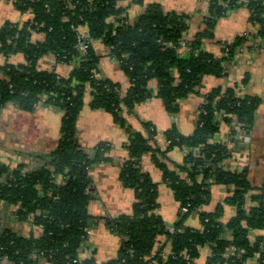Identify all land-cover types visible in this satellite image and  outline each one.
Listing matches in <instances>:
<instances>
[{"label":"trees","instance_id":"1","mask_svg":"<svg viewBox=\"0 0 264 264\" xmlns=\"http://www.w3.org/2000/svg\"><path fill=\"white\" fill-rule=\"evenodd\" d=\"M122 1L16 0V7L30 12L31 17L21 24L6 21L0 25V54L25 58L24 63L0 67V113L8 104L31 112L43 99L63 113L57 146L44 158L42 167L25 171L21 165L12 169L0 163V202L17 206V219L32 218L42 231L39 237H23L0 227V264H96L93 258L80 259L79 250L84 231L93 230L100 221L87 213V205L94 199L89 171L110 160V146L99 143L92 154L79 149L75 123L88 88L90 108L109 112L121 126L126 124L123 110L132 112L153 95L168 111L176 112L177 101L195 92L204 77H223V63L232 61L247 41L238 37L225 43L222 57L202 49L204 41L214 39L217 20L243 6L242 0H205L204 29L189 40L185 39L189 16L164 12L160 4L147 3L144 12L129 24ZM137 3L144 4V0ZM246 6L250 22L258 26L256 36L264 41V0H251ZM82 28L86 33L80 32ZM79 33L88 46L84 55L77 46ZM33 34H42L43 39L33 42ZM95 41L109 48L110 57L127 76L129 87L124 94L118 84L94 77L99 60L93 50ZM47 55L57 64L74 67L67 76L39 70L38 61ZM152 79L158 85L155 94L148 89ZM246 81L214 88L204 97L192 136L174 130L167 133L168 149L191 150L177 170L169 169L162 162L164 153L153 148L151 127L149 136L137 133L130 138L124 146L127 157L120 180L134 191L135 202L130 215L104 220L106 228L120 239V246L116 257L103 264H194L204 246L210 248L207 264H246L254 259L264 264V237L250 238L251 232L264 230V194L250 195L252 187L245 171L223 170L220 163L229 157L228 151L212 140L220 129L219 115L231 126L235 120L240 131L252 126L260 101L241 95L239 86ZM148 153L179 205L172 233L155 213L158 184L140 167L141 158ZM212 185L232 188L225 204L234 207V216L222 222L219 205L212 212H199L202 228L187 227L188 216L208 203ZM160 237L165 240L160 242ZM165 244L170 248L167 255L163 253Z\"/></svg>","mask_w":264,"mask_h":264},{"label":"crops","instance_id":"2","mask_svg":"<svg viewBox=\"0 0 264 264\" xmlns=\"http://www.w3.org/2000/svg\"><path fill=\"white\" fill-rule=\"evenodd\" d=\"M251 0H242L243 6L227 11L221 16L214 28V39L204 41L202 49L216 57L224 54L223 45L238 37H246L247 41L232 61L223 63L225 73L217 78L206 76L200 87L187 97L177 101L178 110L170 112L160 98L153 95L146 101L137 104L132 112L123 110L122 116L126 124H118L113 115L103 109H92L90 89L84 97V105L76 118V138L79 149L85 154H92L99 143L110 146L109 161L94 165L89 171L91 192L94 196L88 205L87 213L100 221L91 230L79 250L80 259L93 258L96 264H103L116 257L120 239L109 231L104 223L106 218H118L130 215L135 202L132 189L123 186L120 180L121 166L127 157L124 146L137 133L145 137L150 135L148 127L154 131L153 148L164 153L162 162L171 170L182 166L185 157L191 152L188 147H173L168 149L167 133L176 131L181 136H192L196 130L197 117L204 97L212 89H223L233 86L246 79V84L239 86L241 95L259 99L254 121L250 129L240 131L237 122L231 125L223 122L219 115V132L213 137V142L225 146L229 157L220 163L223 170L245 171L252 187L250 195L255 192L264 194V41L256 36L258 26L250 22V12L246 4ZM16 0L0 1V25L6 21L23 23L31 17L30 12H23L15 5ZM147 3H158L164 12L185 14L190 17L185 39H191L196 33L204 29L203 19L207 14L208 4L205 0H144L138 4L137 0H124V17L129 24L133 23L145 10ZM192 6L195 10H189ZM18 13L19 18H11ZM82 34L86 33L82 28ZM43 39L42 34H33L32 41ZM93 50L98 56V67L95 72L97 79H108L119 85L122 94L129 87L127 76L118 61L109 55V48L102 41L92 43ZM22 54H15L9 58L0 54V67L6 63L17 65L24 63ZM74 64H57L50 56L42 57L38 63L39 70H55L62 76H67ZM148 89L154 94L158 89L157 81L150 80ZM44 100V99H43ZM39 101L31 112L17 108L13 104L6 105L0 113V163L9 168L24 166L25 171L36 170L44 165V158L51 154L57 146L60 137V127L63 113L44 101ZM152 153L141 158L140 167L151 179L158 184V208L155 213L161 217L166 228L173 227L178 219L179 205L175 201L170 188L162 180V172L152 160ZM231 187L212 185L209 201L200 210L192 212L185 225L190 228H202L199 212L214 211L219 205L223 208L222 222L228 221L235 214L234 207L225 204V199L232 194ZM249 206V204L247 205ZM17 206H10L0 202V227L10 229L17 235L39 237L41 228L33 223L32 218L19 221L15 215ZM264 237V230L250 233L253 240L256 236ZM160 242L165 237H160ZM164 255L170 253L168 244L163 249ZM210 248L204 246L199 250V256L194 264H207ZM7 264V263H2ZM40 264H48L41 261ZM246 264H257L250 260Z\"/></svg>","mask_w":264,"mask_h":264},{"label":"built area","instance_id":"3","mask_svg":"<svg viewBox=\"0 0 264 264\" xmlns=\"http://www.w3.org/2000/svg\"><path fill=\"white\" fill-rule=\"evenodd\" d=\"M83 35L81 34V33H79L78 34V36L76 37L77 38V46H78V49H79V51H80V53L82 54V55H84L85 53H86V51H87V49H88V46L86 45V43L85 42H83ZM236 125H238V124H236ZM168 230H169V232H173V230H174V228L173 227H171V228H168ZM91 234V230L90 229H86L85 231H84V238H85V240H86V238L89 236ZM85 242V241H84Z\"/></svg>","mask_w":264,"mask_h":264},{"label":"rangeland","instance_id":"4","mask_svg":"<svg viewBox=\"0 0 264 264\" xmlns=\"http://www.w3.org/2000/svg\"><path fill=\"white\" fill-rule=\"evenodd\" d=\"M1 1V0H0ZM189 8V10H195V8L194 7H192V6H188ZM11 18L12 19H14V20H17L18 18H19V15H18V13H13V16H11ZM94 77H95V73H94ZM96 78V77H95ZM194 213V212H193Z\"/></svg>","mask_w":264,"mask_h":264}]
</instances>
